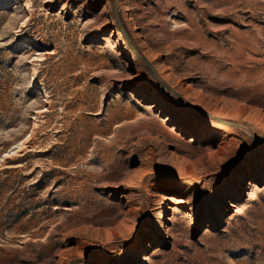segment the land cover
<instances>
[{
  "label": "rangeland",
  "instance_id": "374dc122",
  "mask_svg": "<svg viewBox=\"0 0 264 264\" xmlns=\"http://www.w3.org/2000/svg\"><path fill=\"white\" fill-rule=\"evenodd\" d=\"M251 134L264 0H0V264H264Z\"/></svg>",
  "mask_w": 264,
  "mask_h": 264
},
{
  "label": "water",
  "instance_id": "95a60500",
  "mask_svg": "<svg viewBox=\"0 0 264 264\" xmlns=\"http://www.w3.org/2000/svg\"><path fill=\"white\" fill-rule=\"evenodd\" d=\"M120 28H121V26H120ZM123 34H124V36H125V38H126V40H127V42H128V44H129V46L131 47V49L133 50V52L136 54V56H138V58H140L147 66H149V64H148V62H147V60L136 50V48H135V46H134V44L132 43V41H131V39L128 37V35L123 31ZM161 84L163 85V86H165L166 87V84H164L163 82H161ZM182 104H183V106H184V103L182 102V101H180ZM212 118H214L215 120H217V121H220V122H223V123H227V124H233V125H237L236 123H234V122H232V121H230V120H226V119H224V118H222V117H219V116H215V115H213V116H211ZM251 137L253 138V139H255V140H258V141H260V142H263L264 143V139L263 138H259V137H257V136H255V135H253V134H251Z\"/></svg>",
  "mask_w": 264,
  "mask_h": 264
},
{
  "label": "bare ground",
  "instance_id": "6f19581e",
  "mask_svg": "<svg viewBox=\"0 0 264 264\" xmlns=\"http://www.w3.org/2000/svg\"><path fill=\"white\" fill-rule=\"evenodd\" d=\"M233 204V203H232Z\"/></svg>",
  "mask_w": 264,
  "mask_h": 264
}]
</instances>
